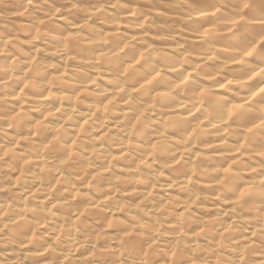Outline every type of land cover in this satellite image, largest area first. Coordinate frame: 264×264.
I'll return each instance as SVG.
<instances>
[{"label":"clouds","instance_id":"9594fccd","mask_svg":"<svg viewBox=\"0 0 264 264\" xmlns=\"http://www.w3.org/2000/svg\"><path fill=\"white\" fill-rule=\"evenodd\" d=\"M0 264H264V0H0Z\"/></svg>","mask_w":264,"mask_h":264}]
</instances>
